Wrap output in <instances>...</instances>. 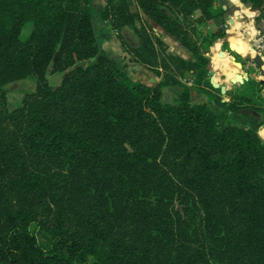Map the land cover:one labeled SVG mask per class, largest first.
<instances>
[{"label":"trees","instance_id":"1","mask_svg":"<svg viewBox=\"0 0 264 264\" xmlns=\"http://www.w3.org/2000/svg\"><path fill=\"white\" fill-rule=\"evenodd\" d=\"M240 1L260 28L264 0ZM134 3L103 0L99 16L118 33L133 27L129 50L155 85L99 48L93 0H0V264H264V142L191 101V90L220 98L206 48L224 30L198 25L224 11L216 0ZM94 57L49 85L48 68ZM28 76L34 91L8 108L3 85ZM165 85L180 88L171 102ZM263 85L249 77L224 104L264 112Z\"/></svg>","mask_w":264,"mask_h":264},{"label":"rangeland","instance_id":"2","mask_svg":"<svg viewBox=\"0 0 264 264\" xmlns=\"http://www.w3.org/2000/svg\"><path fill=\"white\" fill-rule=\"evenodd\" d=\"M128 5L130 9L136 10L137 7L133 0H127ZM94 3V18H93V25H94V32L96 35V40L99 45V48L106 51V53L115 59V61L119 64L120 67H122L129 77L132 79L140 80L146 84L155 85L158 80L160 79V76L157 75L154 71L151 69L143 66L140 64L132 54L131 50L129 48L131 46H136L139 42L138 35L134 31L133 27L131 26H123L119 33L110 26L108 21L102 20L99 16V11L102 9L103 6V0H93ZM231 3H234L236 5L242 6V1L240 0H216V9H222L226 15H228V8L231 6ZM248 9H245L242 7V12L244 14H250ZM252 11V10H251ZM237 14H241V12H237ZM246 19L250 18L253 19V12L251 15H246ZM219 21V19H217ZM140 22L136 21V25L139 26ZM152 29L155 34H157L161 39L164 41V43L167 45L168 50L171 52L180 54L185 56L186 49L172 36H170L167 32H165L162 28H160L155 23L151 22ZM216 22H212V20L208 19L205 23H199L198 28L203 33L210 34L212 33L213 29H216L218 26ZM239 22H235V26H238ZM253 27V26H252ZM31 28V23L26 22L20 32L21 37H25ZM254 30V28H253ZM257 33V32H256ZM253 34L252 31L249 30V35ZM231 45L234 46V43H239V46L236 48L241 53H244V40L246 38H237V34H232L228 37ZM255 38L252 37V40ZM219 44V42H216L213 47V54L211 56L212 62H210L209 58V70H213V65L215 64V60H217V57L219 55V46L216 47ZM206 54H210L209 47L206 48ZM203 50H204V44H203ZM228 59H231L230 56H227L224 54ZM95 60L94 58L86 59L77 61L74 65L68 67L67 69L63 71H51L49 68L46 71V79L51 87H56L62 77L65 75V73L68 70H71L74 66L77 64H88ZM233 72V73H232ZM239 72V68L238 71ZM259 72H255L254 69L250 72L248 75L249 77L253 78H264L263 76L258 74ZM235 73L234 71H231V73L228 75L231 77ZM213 73L211 74L212 78ZM217 75V74H216ZM219 75V74H218ZM209 77H210V71H209ZM35 78L33 76H28L25 78L13 80L10 82H7L3 85V88L6 90V105L8 108H13L21 104V101L23 97L29 93L34 91L35 89ZM178 86L173 85H165L160 88L161 95L160 98L163 102H171L174 97L177 95L179 91ZM261 95L264 97V85L261 87L260 91ZM191 101L192 102H202L206 101L211 107L216 111L218 115V122L220 128L228 125V124H236V125H244V126H252L253 129L259 133L261 129H264V122H261L264 117V112L260 110H256L254 108L250 107H241L240 109L236 111H230L220 99L216 98L214 96V93H204V92H196L195 90H191ZM247 108V109H244ZM251 127V128H252ZM260 137V136H259ZM261 138V137H260ZM264 142V141H263ZM37 239L40 243L44 244L47 241V234L45 231L41 230L40 228L35 229Z\"/></svg>","mask_w":264,"mask_h":264},{"label":"crops","instance_id":"3","mask_svg":"<svg viewBox=\"0 0 264 264\" xmlns=\"http://www.w3.org/2000/svg\"><path fill=\"white\" fill-rule=\"evenodd\" d=\"M248 10L251 12V14L253 12V19H250V18L246 19V17H245L246 15H251V14H244V13L243 14H237L236 13V15H234V23L231 25L235 29V32L229 33L223 29L224 30L223 36L217 37L214 39V41L212 42V44L209 46V49H208L210 54H206L210 58V62H212L211 56L213 54V47H214V44L218 41L220 53L226 54L227 56H230V58H231V55H233V56H235L236 60H241V62H242V68L238 67L239 72L242 74V80H236V81H232V78H235V76H234L235 74L233 76L231 75V77H230V76L226 75V73L222 69L215 67L213 65V63H211L213 70H212V72H211V70H209L210 76L212 73L217 74L218 82H219L218 83L219 86H217V87L219 88V91H220L219 92V94H220L219 99H220V101H222V103L229 100L228 91L234 90L244 80L248 79V75L250 74L252 69H254L255 72H259L258 67L256 66L255 62L252 59V56L256 53V49H255L256 45L252 44L249 40H252V37H254L256 39V38L261 36L262 42L264 43V22L260 25V28H258L255 24L254 17L259 13V10L258 9H251V8ZM217 19H219V21ZM210 20H212V22H216L218 24L217 25L218 27L216 29H213V31H212V32H215L218 28H221V24L226 22L225 13L222 15H216V16L210 18ZM235 22H239V25L235 26ZM249 25H252L254 30L250 29ZM249 30L252 31L253 34L249 35ZM232 34H237V38H240V37L246 38L250 48L253 49L255 51V53L246 52V54H249L250 57L247 59H242V56L234 50L233 46L231 45V43L228 39V37ZM219 38H220V41L218 40ZM224 43L226 45L225 47L223 45ZM261 58L263 59L262 67L264 69V50L261 52ZM232 63H233V60H232ZM258 74L264 77V73L261 74L259 72ZM255 79L260 80V79H264V78H255ZM221 86L224 89L223 91L220 89ZM244 109H247V108H244ZM250 127H252V126H250ZM262 141H264V140H262Z\"/></svg>","mask_w":264,"mask_h":264},{"label":"water","instance_id":"4","mask_svg":"<svg viewBox=\"0 0 264 264\" xmlns=\"http://www.w3.org/2000/svg\"><path fill=\"white\" fill-rule=\"evenodd\" d=\"M242 7L245 9H250L251 8V3L250 2H244L242 3V6L236 5L234 3L231 4V6L228 8V15L226 16V22L221 24V28L226 30L229 33H234L235 29L231 26L234 23V15H236L237 12H241L243 14ZM220 41V38L218 39ZM252 44L256 45V53L252 56L253 61L255 62L256 66L258 67V71L263 74L264 69L262 67L263 64V59L261 58V52L264 50V43L262 42V37H258L254 40H250ZM234 48V47H233ZM236 52H238L241 56L242 59H247L249 58V54L246 53H241L238 51L236 48H234ZM231 59L233 60V63L236 64L239 68H242V62L241 60H236L235 56L231 55ZM235 78H232V81L236 80H242V74L240 72L235 73ZM210 83L212 86L217 87L219 86L218 83H215L212 81L211 76L209 78ZM260 81L264 84V79H260ZM220 89L223 91V87L221 86Z\"/></svg>","mask_w":264,"mask_h":264},{"label":"bare ground","instance_id":"5","mask_svg":"<svg viewBox=\"0 0 264 264\" xmlns=\"http://www.w3.org/2000/svg\"><path fill=\"white\" fill-rule=\"evenodd\" d=\"M249 28L253 30L252 25H249ZM234 46L237 48L239 46V43L235 42ZM243 52L244 53H246V52L255 53V51L250 48V46H249V44L247 42V39L244 40V50H243ZM214 66L222 69L226 73V75H229L231 73V71H234V73H236L238 71V66L236 64L232 63V59H228L222 53H219V55L217 57V60H215ZM216 77H217L216 73H213L211 79L215 83H216Z\"/></svg>","mask_w":264,"mask_h":264},{"label":"clouds","instance_id":"6","mask_svg":"<svg viewBox=\"0 0 264 264\" xmlns=\"http://www.w3.org/2000/svg\"><path fill=\"white\" fill-rule=\"evenodd\" d=\"M262 140H264V129H261L258 133Z\"/></svg>","mask_w":264,"mask_h":264}]
</instances>
